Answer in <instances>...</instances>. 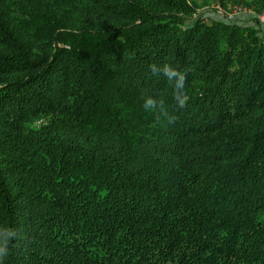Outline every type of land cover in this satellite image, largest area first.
Listing matches in <instances>:
<instances>
[{
    "label": "trees",
    "instance_id": "16d2710c",
    "mask_svg": "<svg viewBox=\"0 0 264 264\" xmlns=\"http://www.w3.org/2000/svg\"><path fill=\"white\" fill-rule=\"evenodd\" d=\"M261 13L0 0V227L17 233L0 264H264ZM165 63L184 108L150 71Z\"/></svg>",
    "mask_w": 264,
    "mask_h": 264
},
{
    "label": "clouds",
    "instance_id": "9594fccd",
    "mask_svg": "<svg viewBox=\"0 0 264 264\" xmlns=\"http://www.w3.org/2000/svg\"><path fill=\"white\" fill-rule=\"evenodd\" d=\"M150 71L153 74L162 73L166 80L174 89V98L179 108H184L187 101V96L184 94V86L186 75L178 68L165 63L157 66L156 64L149 65ZM163 99H156L153 96L144 98L143 107L147 111H155L157 109L163 111ZM17 233L14 229L8 226L0 227V259L6 258L10 254V243L16 238Z\"/></svg>",
    "mask_w": 264,
    "mask_h": 264
},
{
    "label": "rangeland",
    "instance_id": "374dc122",
    "mask_svg": "<svg viewBox=\"0 0 264 264\" xmlns=\"http://www.w3.org/2000/svg\"><path fill=\"white\" fill-rule=\"evenodd\" d=\"M203 10L206 15H212L225 20H233L242 24L252 22L251 16L253 15V11L239 4H230L224 8L218 3L211 1L209 5H205L200 9V11ZM259 22L261 27L264 28V21L259 20Z\"/></svg>",
    "mask_w": 264,
    "mask_h": 264
},
{
    "label": "built area",
    "instance_id": "2783aa9c",
    "mask_svg": "<svg viewBox=\"0 0 264 264\" xmlns=\"http://www.w3.org/2000/svg\"><path fill=\"white\" fill-rule=\"evenodd\" d=\"M259 20L264 21V13H261V14L259 15Z\"/></svg>",
    "mask_w": 264,
    "mask_h": 264
}]
</instances>
